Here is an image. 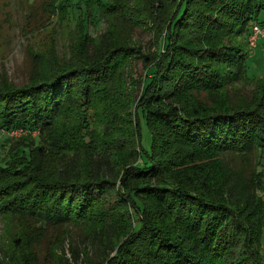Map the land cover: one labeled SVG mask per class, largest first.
<instances>
[{
	"label": "trees",
	"instance_id": "16d2710c",
	"mask_svg": "<svg viewBox=\"0 0 264 264\" xmlns=\"http://www.w3.org/2000/svg\"><path fill=\"white\" fill-rule=\"evenodd\" d=\"M261 7L260 0L163 6V48L131 112V96L109 81L134 48L107 30L77 35L75 57L0 89V130L37 129L56 149L47 174L32 155L40 135L33 147H8L0 162V217L79 226L92 264H264V79L249 95L234 86L244 79L245 41ZM99 107V116H116L124 126L105 122L103 137L81 158L65 137L86 131ZM137 112L150 133L144 157L135 149ZM249 153L256 155L251 164Z\"/></svg>",
	"mask_w": 264,
	"mask_h": 264
},
{
	"label": "rangeland",
	"instance_id": "374dc122",
	"mask_svg": "<svg viewBox=\"0 0 264 264\" xmlns=\"http://www.w3.org/2000/svg\"><path fill=\"white\" fill-rule=\"evenodd\" d=\"M116 1L118 7L114 0H0V89L24 85L30 75L38 78L51 67L66 63L71 55L75 57L78 49L72 45L77 35L96 36L107 30L114 41L134 48V55L121 68V73L109 81L110 85H119L131 96L132 102L127 107L131 112L142 94V86L149 78V64L163 48L161 37L166 24V13L162 14L160 9L163 6L170 7L175 0ZM260 2L264 6V0ZM253 22L264 30V7L256 12ZM262 37L259 34L252 47L245 41L248 54L244 60V79L237 80L234 85L239 94L249 95L254 81L264 79ZM32 66H35L33 72ZM112 103H117V99ZM102 112L99 107L90 114L86 131L82 129L76 132L72 129L67 132L64 145H78L81 158L100 140L99 137H103L105 122H110L117 128L124 126V122L116 116L114 121H109L106 116H99ZM129 118L130 125H133L134 115L131 113ZM136 121L138 138L135 149L144 157L149 150L150 133L140 112H137ZM60 129L53 130V136ZM38 135L40 145L37 142L39 148L32 150L33 159L40 163L39 168L43 173L50 174L55 166L56 149L48 144L51 137H47L45 132L39 133L37 129L31 132L22 128L0 130V162L9 146L13 148L31 142L30 147H33L32 142H35ZM120 135L121 132H118L117 136ZM5 138L8 141L4 144ZM247 157L251 164L256 155L249 153ZM233 162L242 163L238 157H234ZM132 211L130 210L134 219L136 212ZM259 240L264 247V225L261 227ZM87 241L80 234L79 226L71 222L45 224L21 214L0 217L2 264H92L95 257ZM71 251H76L75 263L72 261ZM83 253L89 254L90 261L84 260ZM262 259L264 260V252Z\"/></svg>",
	"mask_w": 264,
	"mask_h": 264
},
{
	"label": "built area",
	"instance_id": "2783aa9c",
	"mask_svg": "<svg viewBox=\"0 0 264 264\" xmlns=\"http://www.w3.org/2000/svg\"><path fill=\"white\" fill-rule=\"evenodd\" d=\"M264 30L263 29H259V27L257 25H253L251 27L250 33L247 36V41L249 45H254V41L257 38V36L260 34L261 36H263V43H264Z\"/></svg>",
	"mask_w": 264,
	"mask_h": 264
}]
</instances>
